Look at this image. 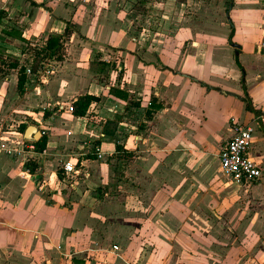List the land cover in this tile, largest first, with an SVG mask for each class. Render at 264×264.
<instances>
[{
    "label": "rangeland",
    "instance_id": "rangeland-1",
    "mask_svg": "<svg viewBox=\"0 0 264 264\" xmlns=\"http://www.w3.org/2000/svg\"><path fill=\"white\" fill-rule=\"evenodd\" d=\"M230 3H232L231 6ZM89 4L98 13L112 10L116 14L123 13V20L127 22L129 29L127 38L123 40L125 43L123 50L105 51L109 53V57L100 53L95 54V59L106 57L108 60V62L97 60L92 62V67L97 70L100 69L101 64L107 66L105 70L103 66L104 74L99 78V83L103 84L102 88L125 85L124 80L122 81L125 75L123 66L125 60L136 61L135 58L139 57L155 58L157 66L163 70H169L167 66L169 65L173 68L169 71L177 73V76L170 74L168 77L171 76V80L165 73L160 76L161 82H166L169 86L167 91L172 93V102L163 100L155 107L173 106L169 116L163 118V128L156 130V135L160 137L159 142L171 147L180 145L178 148L181 151L188 148L194 152V155H201L199 151L203 150L207 153L200 158L195 156L194 166L191 169L188 168L195 178H193V187L190 183L186 187L187 194L180 193L185 187L184 179L173 177L170 182L165 180L161 181L163 183L156 181L152 184L154 180L151 177L152 181L147 184L148 179L145 182L138 172L141 162L139 157L143 154L139 147L141 144L138 143L139 138L148 134L145 131L150 126L146 122L143 111H138L133 106V103H138L137 100H139L136 95L138 91H135L131 96L130 106L128 104L121 108L122 115L115 114L120 121L124 120L122 116L126 118L125 125L120 126L119 129L121 139L120 137L119 140L116 139L124 143L120 145L109 139L111 146H109V152L104 149L106 153L104 161H97L90 157L88 148L90 143H101L95 139L91 142H78V153H68L69 156L58 160L56 165L48 162L46 169L42 166L34 170L37 176L31 180L36 184V188L41 191L48 188L47 193L50 196L54 193L51 189L59 190L65 196V200L58 204L59 207L65 208L64 212L67 216H70L72 221L76 218L75 223L78 224V226L71 225L72 228H69L65 234L68 236L69 244L64 254H59V257L63 259L60 260L61 264H173L174 255H179L181 250L186 251L183 246H180L181 250H177V241L188 242L200 251L199 255L203 261L199 264H223V261L226 264L229 259L224 256L236 255L234 252L238 246L245 253H249L247 257L255 259L257 253L264 251V234L259 236L262 235L260 230L263 227H257L258 238H255L250 246L249 239L244 242L237 241L238 230L235 231L232 224L235 212L247 211L256 214L260 210L263 211L260 213L264 223V181L259 185L260 187L256 188L259 189L257 192L238 189L230 183H225L219 173L214 155L219 138L228 135L231 119L248 122L249 116L243 111L241 102L231 96L221 95L222 93L219 94L215 90L208 94L197 81L205 84L210 82L214 84L210 87L220 92L234 94L238 91L240 73L232 66V60L234 61V52H240L242 48L233 36L228 43L229 23L233 25L234 20L238 21L239 27L243 26V28L247 26L246 22L249 20L248 24L256 30L255 41L258 43L255 44L253 53L256 54L255 63L258 64L254 67L255 69L260 67L264 77V48L260 54L257 49L261 42L264 43V0H92ZM245 12L248 15L244 14ZM246 29H243V32L251 37L250 28ZM72 42H75V38L70 39V43ZM211 47L214 48L211 49ZM20 51L19 58L13 54L16 52L12 49L0 50V76L3 78L0 88V141H4L3 143L8 146L17 141L16 137L22 139L24 133L19 128L21 124L35 125L39 129L41 126V122L35 121L25 112L28 107V113L30 110H38L32 108L34 103L31 99L25 104L22 101V95L9 86V82H4L6 76L11 77L16 74V71L10 68L12 63L18 62L20 65L29 67L32 58L30 47L23 46ZM253 53L250 52V55L252 56ZM64 55V58L68 59L67 51ZM68 55L70 57V52ZM160 59L167 65L164 66ZM208 60L211 61V66L207 65ZM58 65L59 63H53L52 60L47 61L40 66L38 75L49 71L48 75L51 77ZM118 67H121L120 71ZM217 67L221 69L218 70ZM233 72L236 73V77L233 76ZM247 73L250 77L251 75L255 77L251 80ZM247 73L244 76L245 84L248 78L250 86L254 81H258L261 87H264V79L262 78L261 81L256 79V74L259 76L258 73L252 74L253 72L249 69ZM31 78L34 82L26 87L27 93L33 92L35 79L38 84L40 83V78L37 76ZM153 93L151 91V95ZM241 95H243L242 99L248 103H244V106L248 105L252 109L246 112L249 114L255 112L259 115L261 110H256L251 98L248 102V98H244L246 94ZM190 109L192 111L189 112ZM203 110L206 113L205 120L201 119ZM93 115L90 113L89 116L93 117ZM173 120L182 121L185 125L181 131L177 130L179 136L176 135V137L175 131L169 127ZM93 122L99 124L101 120L93 119ZM257 130H259L258 127ZM114 145H119L121 150L115 151ZM258 147L260 154H264V145L258 144ZM169 152L175 153L174 150ZM3 159L2 153L0 164H5ZM89 159L96 162L90 166H84V161ZM68 161H73L77 169H81L73 180H67L70 184L66 189L62 185L65 176L62 166ZM184 161L185 158L183 162L177 160L171 164V170L180 174L178 177L184 176ZM19 163H21L20 158L11 164L12 174L18 169L20 172L25 170ZM209 169V178H206L207 175L202 177V174ZM57 171L58 174L63 173V178L56 176V180L51 182L54 188L50 189L46 175L51 173L56 175ZM31 172L30 174H35ZM9 179L7 175H0V182L5 187L2 197L9 192V188L7 190ZM75 183L73 189L68 187ZM44 200L47 199L44 198ZM51 203L58 202L51 201ZM176 205L181 208L171 210ZM172 218L181 220L174 222ZM184 242L182 244H185ZM2 253L0 252V264H18L16 259H13L15 254ZM35 255L36 257L33 254L24 253L22 256L26 259L33 258L39 264L45 262L40 250L36 251ZM230 260L234 261V257ZM19 264L26 263L19 262Z\"/></svg>",
    "mask_w": 264,
    "mask_h": 264
},
{
    "label": "crops",
    "instance_id": "crops-1",
    "mask_svg": "<svg viewBox=\"0 0 264 264\" xmlns=\"http://www.w3.org/2000/svg\"><path fill=\"white\" fill-rule=\"evenodd\" d=\"M91 1L92 0H0V50L3 48L12 49L16 52L13 54L20 58V50L23 46L40 48L44 45L50 35L63 34L67 24L71 31L68 39L63 43V51H67L68 59L63 58L62 61H53V63H59L58 67L55 68V71L52 72L51 77L49 76L45 83L40 82L38 84L37 79H35L36 84L33 86L32 93H27L26 87L28 84H32L34 82L31 77L37 76L39 78L40 76L33 74L30 76L28 75V80L24 87V93L22 94V101H24L25 104H27L28 100L31 99V102L34 103V107L32 106V108L38 109L37 111L30 110L28 113V107L25 112L32 116L35 121L41 122V126H39L40 129H38L42 131L44 130L45 137L47 139L45 150L40 153V155L35 157V163L37 165L36 168L43 166L46 169V164L48 162L52 164L55 163L56 165L58 160L69 156L68 153H78V142L81 141H92L98 139L101 143L97 144L101 145L102 150L105 149L108 152L109 146H111L109 139H112L113 142L117 144L120 143V145H122L124 141H116V139L119 140V137L121 139V132L119 129L120 126L125 125L124 120L126 118L122 116V120H124L120 121V118L115 114H121V108L125 105L129 104L128 106H130L131 96H133L135 91H138L136 95L138 96L139 100L133 99L137 100L139 103V107L137 108L138 111L141 110L144 114H146L147 110L153 112L151 119L145 118L146 122L149 124L148 126H150V128L147 127L148 129L145 131L148 134L139 138L140 142L138 144H141L139 147L143 153L142 155L140 153L142 157H139L141 160L139 163V175L143 177L145 182L148 179L147 184L149 181L151 182L152 179L154 180L152 184H155L156 181L161 182L166 180L170 182L173 177L179 178L180 180L184 179L185 187L180 191V193L182 192V194H187L188 189L186 187H188L189 183L192 187L194 184L193 178L195 177L193 173L189 171V169L194 166L193 162L195 156L200 158L207 152L205 150H198L199 154L201 155H194V152H191V150H188V148H184L183 146L181 147L184 149L181 151L178 148L180 145L171 147L167 144L160 143V137L156 135V130L163 128V118H167L169 116V112L173 106L172 105L170 108L155 107L163 100L164 102H172V93L171 91H167L169 86H167L168 84L166 82H161L160 76L161 74L165 73L167 78L171 80L172 77L168 76L170 74L177 76V73L169 71L173 68L162 61V59H160V62L165 64L164 66L167 65L170 68L169 70H163L159 68L155 58L146 59L144 57H139L135 58L136 61L125 60V64L123 65L125 68V75L122 79V81L124 80L125 85H115L114 87L106 86L105 89L102 88L103 84L99 83V78L102 74H104V70L107 66L101 64L99 65L100 69L97 70V68L95 69L92 67V62L95 60L108 62V60L106 57L95 59V54L97 55V53H100L103 56L105 55L109 57V53H106L105 51H109V49L123 50L125 46L123 40L127 38V32L129 29L127 22L123 20V13L117 12L116 14L114 10L110 12L106 11L103 13H98L95 11V9H92L91 4H89ZM244 14H247V12ZM248 21L246 22L247 26H244L245 28H243V26L239 27L238 21L234 20L233 22L235 29L233 37L239 44H241L242 48L240 52H234V61L232 60V66L240 73V86H238V91H236L234 94L225 91L220 92L214 88H211L210 86H213L214 84L208 81H206L208 82L207 84L201 81L198 82H201L209 87V89L203 87L206 89V93L208 94L215 90L219 94L222 93L221 95L231 96L237 101L241 102L243 111L247 116H249L247 119L248 122H250L256 117L264 116V87L262 88L258 81H254L252 86H250V81L248 83V78L247 83L245 84L244 76L249 69L251 72H253L252 74H259V76L256 74V79H260L261 81V79H264V77L262 76L263 71H260L261 68L256 67L255 69L254 67V65L258 64L255 63L256 54L253 53L256 48L255 44L258 43V41H255V37L257 36L255 34L256 30L252 28L251 24H248ZM248 27L252 32L251 37H249L246 33L248 31L246 28ZM243 29H246V32H243ZM259 31L262 32L261 30ZM71 38H75L74 43H70ZM259 46L260 45L257 46V49L258 53L260 54L261 50H259ZM133 47L135 46L133 45ZM213 48L214 47H211V49ZM68 52H70V57ZM250 52L253 53L252 56L250 55ZM63 57H65V55ZM235 58L238 59L237 61L243 70V77L242 70L237 67ZM207 65H212L210 60L207 61ZM27 69L28 67H26V70ZM117 69L121 70V67H118ZM217 69L220 70L221 68L217 67ZM12 70L16 71V74L11 75V77L6 76L4 78V82H9V86H11L13 89H16L17 70ZM246 75H249L251 80L253 77H255V75H251L250 77V74L248 73ZM233 76L236 77L235 72H233ZM242 78L243 83H241ZM2 79L3 78L0 76V88L3 84ZM234 88L236 90V86H234ZM224 89L227 90L228 88ZM151 91L154 92L153 95H151ZM85 94L95 96L100 99L96 105L92 106L91 111L86 117H76L66 110L67 107L79 96H83ZM241 94L247 95V97L244 95V98H248V102L251 98L253 106H256V110H261L259 115H256L255 112H253L255 114H249V112H246L252 111V109L246 110L244 103H247L242 99L243 95ZM34 95L36 97H34ZM151 99L155 100L152 105L151 102L153 100L151 101ZM59 106H63L65 109L60 110ZM24 108H26V106ZM188 111L190 112L192 109ZM90 113L94 114L93 117L89 116ZM98 118L101 120L99 124L98 122H93V119ZM201 119H206V113L204 110L203 114L201 115ZM231 121L248 123L244 120L240 121L239 119H231ZM106 122L117 123V126L115 127L116 130L114 131L113 135H109L104 131V124ZM27 127L28 126L26 125V128ZM169 127L175 131L176 137V135L179 136L177 130L181 131L183 128H185V125L182 121L178 122L177 120H173V122L169 124ZM257 127L262 132L257 130ZM254 130L255 132L253 136L251 156L260 166L262 178L258 184L250 189H247L246 191L255 190V192H257L259 189L256 188L260 187L259 185L264 181V154H260L258 150V144L264 145V123L255 124ZM230 136L231 125L229 124L228 135H224L222 138H219L215 153L217 152L218 154L220 147L228 141ZM10 146H13V144ZM171 150H174L175 153L169 152ZM215 153L214 155L217 163L216 165L219 168L218 157ZM184 158V176L182 175L178 177L180 174L175 173L170 167L173 161L175 162L177 160H181V162H183ZM20 159L21 163L19 164L22 167L23 160L22 158ZM3 160H5V164H0V175H7L10 177V179L9 183L7 184V190L9 188V192H7L3 197L1 194L5 187L0 182L2 185V190L0 193L1 254H3L2 252H5L9 255L15 254L13 255V259H16L18 264L19 262L26 264H39L38 262H35L33 258L26 259L22 255H24V253H30V255L33 254L34 257H36V251L40 250L41 255L45 260L43 264H61L63 259L59 257V254H64L69 244L67 239L68 236L65 234L69 228H72L71 225L78 226V224L75 223L76 218L74 221H72V219L69 218L70 216H67V214L64 212L65 208H61L59 207L60 205H58L60 202L62 203L63 200H65V196H63L59 190L51 189L54 188V186H51V182L56 180L58 171L56 175L55 173L46 175L49 180L47 183L50 186L49 188L52 191L54 190V193L51 194V197L47 193L48 188H45V191H41V189L36 188V184L33 182V180H31V178L37 176L34 171L31 172H34V175L30 174L20 178L19 169L14 171L13 174L10 171V166L12 167L11 164L18 161V159H10L7 156L5 158L4 155ZM90 160L91 159L85 160L84 166H90L92 163L96 162ZM17 168H20V166H17ZM206 172L202 174V177L207 175L206 178L208 179L210 169L207 173ZM61 175L63 176V174ZM151 177L153 178L151 179ZM197 180L200 181V179ZM222 180L225 183H230L226 179L222 178ZM230 184L235 188H238L232 183ZM62 185L67 189V185H65L64 182ZM73 186L70 185L68 187L73 189ZM44 198L47 200L45 201ZM51 201H57L58 203L53 204ZM175 204L178 205V203ZM177 205L172 207L171 210L181 208ZM260 212L263 211L260 210L256 214L248 213L247 211H237L234 213L235 217L232 226L235 231L238 230L237 232L239 234V239L237 241L244 242L248 241L249 239L248 243L250 245L253 241H255V238H258V226L263 227V229L260 230L262 235H259L263 236L264 223L262 221V213ZM236 217L239 219V221ZM172 219L174 222L181 220L178 218ZM183 242L177 241L176 248L177 250H181L180 246H183L186 251L182 252L181 250L179 251V255L175 254V260L173 264H181L183 262L185 264H199L200 261H203V258H201L199 255L200 251L196 249V247L192 246L188 242H184L185 244H182ZM249 250H252V248H249ZM234 253L236 254L234 256H224L229 260L234 257V261L228 260L226 261V264L227 262L228 264H264V251L256 254L255 257L257 259L247 257L249 253H245L240 246H238L236 252ZM242 254L243 257H241ZM7 258H11V256ZM224 262L225 261H223V264H225Z\"/></svg>",
    "mask_w": 264,
    "mask_h": 264
},
{
    "label": "built area",
    "instance_id": "built-area-1",
    "mask_svg": "<svg viewBox=\"0 0 264 264\" xmlns=\"http://www.w3.org/2000/svg\"><path fill=\"white\" fill-rule=\"evenodd\" d=\"M263 48L264 43L262 42L259 46V50H262ZM26 74L29 76L31 75L28 69L26 70ZM48 74L49 71H45L40 75L39 78L41 83H45L48 80ZM59 109L64 110L65 108L59 106ZM66 110L73 113V104L71 103ZM258 123H264V116L256 117L248 123L232 121L231 136L228 141L220 147L217 154L221 177L240 189H250L258 184L262 178L261 168L251 156V148L255 132L254 125ZM40 131L42 137L45 136L44 130ZM16 138L17 141L13 142V147L5 145L0 141V153H3L10 159L16 160L22 158V167H24L25 170L19 173V177L23 178L24 176L30 175V171L25 167V164L29 162L35 163V157L40 155V153L35 151L34 143L24 141L23 137L22 139L19 137ZM86 144L87 143L85 142V145ZM88 148L89 153L93 158L97 161H104L106 153L102 150L101 145L90 143ZM62 168L65 175L64 178L62 176L65 185L70 184L67 180H73L74 177L78 176L81 169H77L76 163L73 161L65 162ZM1 190L2 185L0 184V193Z\"/></svg>",
    "mask_w": 264,
    "mask_h": 264
},
{
    "label": "trees",
    "instance_id": "trees-1",
    "mask_svg": "<svg viewBox=\"0 0 264 264\" xmlns=\"http://www.w3.org/2000/svg\"><path fill=\"white\" fill-rule=\"evenodd\" d=\"M231 4L232 3H230V6H231ZM229 25H230V31H229V35H228V42L230 43V40H231L233 33H234V29H233V25L231 22L229 23ZM70 34H71V31H70V28L67 24L63 34L50 35L48 37V39L46 40V42L44 43V45L40 48H38V47L31 48L30 47L31 56H32L30 65L28 67V70L30 71V73L33 75H38V73L40 71V69H39L40 66L42 64L46 63L47 61H50V60L62 61L64 58L63 57L64 56L63 43L65 42V40L68 39ZM237 60L238 59L235 58L236 65L238 68L241 69V66L239 65ZM10 68L17 70L16 92L19 95H22L24 93V87H25L27 80H28V75L26 74V67L23 65H20L18 62H14L10 65ZM243 75L244 74H243V70H242V77H243ZM198 83L201 87H206V89H209V87H207L203 83H201V82H198ZM241 83H243V78L241 79ZM99 100L100 99L98 97L87 95V94H85L83 96H79L72 103L73 109H74L72 114L76 117H86L87 114L91 111L92 106L96 105L99 102ZM151 101H152L151 102V105H152V103H154L155 100L151 99ZM133 105L136 108L139 107V103H133ZM245 108H246V110H250L248 105H246ZM152 115H153V112L147 110L146 114H145V118L151 119ZM116 126H117V123L106 122L104 124V131L106 133H108L109 135H113L114 131L116 130V128H115ZM19 128H20L21 132L24 133L26 126H25V124H21L19 126ZM46 144H47V139L45 136H43L39 142L34 143L35 151L37 153H42L46 148ZM119 150H121L119 145H115V151H119ZM90 157H92V156H90ZM36 166L37 165L34 162H29V163L25 164V167L27 169L30 168L29 169L30 172L34 171L36 169ZM58 175H59V178H62V175L60 173Z\"/></svg>",
    "mask_w": 264,
    "mask_h": 264
},
{
    "label": "water",
    "instance_id": "water-1",
    "mask_svg": "<svg viewBox=\"0 0 264 264\" xmlns=\"http://www.w3.org/2000/svg\"><path fill=\"white\" fill-rule=\"evenodd\" d=\"M41 138L42 133L35 125L28 126L23 134V140L29 143H37Z\"/></svg>",
    "mask_w": 264,
    "mask_h": 264
}]
</instances>
